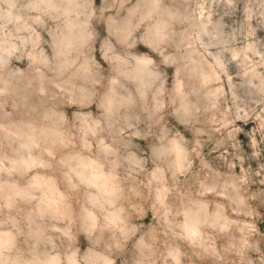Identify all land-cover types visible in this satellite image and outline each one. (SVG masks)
Listing matches in <instances>:
<instances>
[{"label":"clouds","instance_id":"9594fccd","mask_svg":"<svg viewBox=\"0 0 264 264\" xmlns=\"http://www.w3.org/2000/svg\"><path fill=\"white\" fill-rule=\"evenodd\" d=\"M94 2L0 0V161L5 163L0 169V264H97L87 238L94 231L99 233L94 244L111 254L107 264H124L125 258L128 264L224 260L232 249L216 247L215 217L208 209L215 197L228 199L229 190L243 202L239 193L250 173L243 167L240 152L247 146L237 139L242 131L237 125L252 129L254 155L264 143V0H246L244 22L229 36L217 30L203 0H137L122 19L117 17L131 0H102L101 16L117 9L115 17H108V30L119 44L136 46L134 34L145 28L138 55H120L110 42L103 44L101 59L112 72L99 106L106 127L101 120L85 118L79 125L70 120L81 106L95 108L73 98L71 86L76 74L101 67L90 46ZM61 17L63 29L48 27L47 20ZM238 37L242 41L236 47ZM49 40L50 54L41 47ZM122 80L136 85V97ZM169 81L172 103L178 102L169 120L174 133L161 138L167 143L147 182L137 180L134 173L146 171V160L122 158L112 146L124 129L100 134L137 99L147 110L149 94L155 111L163 108L158 97ZM122 159L135 165L125 175L119 171ZM225 168L228 179L220 183ZM100 174L107 180L103 188L96 179ZM36 176L55 183L63 196L61 210L50 205ZM113 212L119 216L115 224L108 221ZM89 213L95 223L82 228ZM131 219L137 223L129 226ZM248 248L260 251L245 239L236 249L239 264H254Z\"/></svg>","mask_w":264,"mask_h":264},{"label":"rangeland","instance_id":"374dc122","mask_svg":"<svg viewBox=\"0 0 264 264\" xmlns=\"http://www.w3.org/2000/svg\"><path fill=\"white\" fill-rule=\"evenodd\" d=\"M53 2L61 3V0H53ZM108 2L111 3V0H108ZM136 3L137 0H131V3L125 5V9L120 11L119 17L117 18L122 19L125 17L127 15V8L132 7ZM245 4L246 0H203V9L206 14H210L212 23L219 25L217 30L224 36H229L233 34L234 31L239 32L244 22ZM102 6H104L102 0H95L94 8L96 9V15L89 22V31L93 33V40L90 42V46L93 48L92 55L99 61L101 67H92L90 74L78 73L71 81L74 92L73 98L83 101L84 105L92 103L95 106L94 110L81 106L71 115V122L77 125L85 118H89L90 120H101L102 125L106 127L103 121V109L99 106L108 93L112 72L111 65L107 61L101 59L104 42H110L114 46L115 51L120 55L126 53L138 55L141 49L144 48L142 35L145 28L142 26V28L134 34L133 38L136 40V46L127 48L119 44L115 36H112L108 30V17H115L117 9L113 8L111 11L104 12L103 16H101L100 8ZM81 20H83V17H81ZM256 23L257 21L253 20L254 26ZM47 25L49 28L58 26L60 29H63L65 26V19L61 17V19L57 21L47 20ZM44 39L48 40V37L45 36ZM240 41H242V37H238V43L235 45L236 47L240 46ZM50 43L49 40L48 44L41 45L49 54L51 52L49 47ZM129 43H132V41L130 40ZM84 51L87 55L88 49L86 48ZM77 63H83V59L81 58ZM70 72H75V69H71ZM93 80H99L100 83L94 84L92 83ZM122 83L133 97H136V85L130 81L122 80ZM81 89H83V92L80 91ZM171 90L172 83L169 81L165 84L163 96L158 97V100L162 101L164 105L159 111H155V103L152 100L151 94H149L147 110L144 109V106L137 99L134 105L120 109L118 122L114 123L112 129L106 130L100 134L108 137L109 132L117 133L118 129H124V133L122 135H117V142L112 146L118 148L122 158L131 155L137 160H146L144 164L146 171L140 172L138 170L137 173H134L137 180L147 182L149 173L153 171V166L160 162L163 144L167 143L166 140L162 141L161 138L167 136L170 139L174 133V129H172L169 124V120L174 118V108L178 106V102L177 104L172 103ZM119 91L122 95L128 94L122 89ZM61 110V108L56 109L57 112ZM129 124H131L132 127L129 128ZM237 126L242 128V131L237 134V139L240 140L241 145L247 146V151L242 149L240 155L244 157L242 162L243 167L249 170L250 179L249 183L245 185L239 193V196L243 197V202L237 198V193L229 190L228 199L215 197V202L208 209L215 217L216 231L214 232V236L216 239V247L221 249H232L224 260L215 261L212 259L209 261V264H239L240 256L237 255L236 249L240 248L245 239L249 245L256 244L260 249L259 252L251 248L246 249L247 258L253 260L254 264H260V257L264 256V185L260 183V181L264 179V168L261 167L264 165V143L259 146V155H254L255 150L251 145L252 129L244 128L243 123ZM133 133H139V136L133 135ZM256 139L259 140L260 137L257 135ZM145 145L146 148L144 147ZM105 147H107V145H105ZM132 167H135V165H130L127 160L122 159L119 171L122 175H125ZM3 168H5V163L0 161V169ZM227 172L228 170L226 168L222 170L220 183L228 179ZM236 172L237 174H241L239 167L236 169ZM257 173H259V175H257ZM96 179L100 182L101 188L107 183L103 174L98 175ZM34 182L37 186L45 190V195L50 205L57 211L61 210L63 207V196L62 193L57 190L55 183L42 176L34 177ZM209 183L211 184L212 182L209 181ZM21 194H26V192L21 191ZM160 196L163 201L164 193L161 192ZM233 209L236 210L235 214L233 213ZM118 220L119 216L115 212L111 213L108 217V221L111 224L117 223ZM108 221H106V223H108ZM94 223L95 217L89 213L88 218L82 221L81 227L83 228ZM128 223L129 226H131L137 222L135 219H131ZM97 235H99V233L94 231L92 236L87 237L89 239V249L96 254L98 258L97 264H107V261L112 258L111 254L105 250L103 244L98 246L94 244L95 236ZM109 235L110 232H104L105 238ZM85 238L86 235L81 233L80 239L83 240ZM84 252L85 249L81 248V255H83ZM117 264H120V261H117ZM124 264H128L127 258H125Z\"/></svg>","mask_w":264,"mask_h":264}]
</instances>
